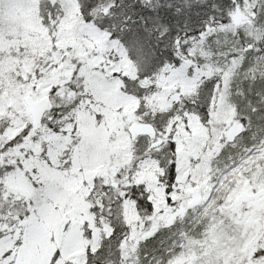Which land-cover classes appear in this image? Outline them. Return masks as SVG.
<instances>
[{"label": "trees", "instance_id": "16d2710c", "mask_svg": "<svg viewBox=\"0 0 264 264\" xmlns=\"http://www.w3.org/2000/svg\"><path fill=\"white\" fill-rule=\"evenodd\" d=\"M14 1L0 0V65L6 62L11 65L16 58L20 59L13 49L16 40H4L7 32L1 23L5 19V3L10 18L30 23L31 31L27 29L22 38L33 36L37 41L34 49L22 42L18 44L26 58L35 64L34 74L39 65L46 66L48 61L50 67L55 66L51 58L57 50L60 54L66 50L77 53L71 49L77 43L87 45L100 59L95 63L93 55L83 59L79 54L61 55L59 62L65 66L55 74L54 83L59 97H54L41 125L33 129L29 120L15 135L0 141V150L15 160L13 166L23 171L31 185L28 202L25 194L3 198L4 190L0 187V264H19L25 232L22 229L31 223L30 217L34 220L32 230L40 235L42 231L36 228L43 226L44 231L50 226L46 215L52 212L54 216L56 211L65 210L69 214L63 216V226L67 237L74 235V242L73 251L62 264H172L180 258L187 264L195 255L199 259L209 255L213 264H225L229 254L235 260L237 255L242 258L238 263L230 258L228 264L250 262L247 252L242 254L241 249L251 232L233 217L232 211L217 204L233 188L243 193L246 186H252L248 194L253 195L258 190L257 184L264 185V151L261 156L258 150L252 152L253 147L264 145V122L254 112L259 110L264 117V78L253 87L245 84L248 76L244 74L253 66L264 72V0H36L35 3L22 0V6L18 7L21 16L11 9L10 5L17 6ZM31 3L34 5L29 6ZM236 3L249 19L234 26L230 11ZM226 39L231 43L225 46ZM60 44H66L65 51ZM232 45L240 50L235 51ZM50 67L46 71L52 73ZM194 75H197L195 86ZM104 81L116 88L113 108L106 103L109 93L103 89ZM27 82H17L15 78L13 86L23 93ZM182 83L187 86L185 91L179 89ZM19 98L23 104V97ZM221 100L232 105L236 121L244 122V129L230 142L232 155L226 157V163L237 165L251 152L253 162L245 164L241 173L245 177L238 183V176L232 175L231 180L213 190L217 177L212 179L210 189L203 190L207 194L212 191L215 201L211 206L204 208L200 204L192 212L189 207L186 214H177L176 208L187 203L194 190L189 181L206 177L203 172L197 174L198 166L192 164L179 184L176 179L179 170L175 158L169 154L176 148L169 134L165 137L168 143L165 153L169 155L165 157L161 156L163 152H144L146 149L137 141L146 138V134L131 139L127 146L131 149V160H123L124 164L130 171L140 162L145 164L141 176L135 174L130 184L117 187L122 182L121 170L125 165L117 168L116 164L112 165L116 174L109 173L110 183L101 182L104 174L98 175L99 169L107 166L111 153L105 135L120 113L133 112L140 118L139 124L150 123L156 130H169L173 134L180 130L192 135V129H197V134H208V126H215L208 110ZM247 104H251V118L245 113L249 110ZM68 124L71 129L65 128ZM245 130L252 133L251 137L240 139ZM182 132L178 133L181 140ZM42 133L58 136L35 143L33 140ZM27 135L29 143L24 144L21 138ZM240 140L242 143L237 145ZM210 141L208 138L207 144ZM226 163L221 165L219 174L226 172ZM198 164L201 167V161ZM69 180L76 183L77 191L65 195L64 187ZM125 181L129 182L128 176ZM147 181L154 189L161 188V192L153 191ZM104 188L112 189L109 197ZM121 188L126 189L130 203L124 209L119 203ZM45 190L48 198L42 199ZM114 195L117 198L112 200ZM160 204L171 207L168 211L173 212L171 220H156V226L149 221L140 225L145 217L156 215ZM239 204L244 211V201ZM93 228L97 232L90 243L84 236ZM47 230L40 240H47ZM136 231L140 235L133 243ZM250 253L257 264H264L263 247L257 245ZM55 256L56 251L51 259Z\"/></svg>", "mask_w": 264, "mask_h": 264}, {"label": "rangeland", "instance_id": "374dc122", "mask_svg": "<svg viewBox=\"0 0 264 264\" xmlns=\"http://www.w3.org/2000/svg\"><path fill=\"white\" fill-rule=\"evenodd\" d=\"M17 1V2H16ZM14 1L17 5L14 7L11 6V9H15L18 12V7L22 6V0H16ZM20 1L21 3H19ZM36 0H33L35 3ZM232 2H235V0H231ZM9 2V0H8ZM34 3H31L29 6H33ZM5 7H3V14H4V21H2L1 25H5L4 30L7 32L5 34L4 40H16V45L14 46V51L17 53V55H20V59L16 58L14 60V63L9 65L7 62L0 65V116H3V118L0 117V141H6L10 137L16 134L17 131H19V128L24 127L26 123L32 119L30 118L27 108L25 104L20 101L19 95L23 97L24 94H31L34 96L35 99H39L43 95H49L51 96L52 102L55 96L59 97L56 93V89L54 88L55 83V74H59V70L64 68L65 63H60L59 59L62 56L68 55H74L78 54L80 57L87 58L91 55H93V60L95 63L99 62V55L97 53H93V50L90 48L88 49L84 43L80 44H73L71 45V49L76 51L77 53H74L70 50H66L67 46L66 44H60L59 47L62 50H66V53H59L57 52L53 53L52 62H54L53 65L50 67V62L48 61L46 66L39 65L38 71L36 74L33 73V68L35 67L34 63H31V60L27 59L26 56L23 53V50L19 48L20 42H22L23 46L27 45L30 47V50L34 49V45H36V42L33 38V36L27 35L24 38L23 33H27V31L30 30V23L23 24L18 20H14V18L9 17L8 9H6L7 3L4 4ZM28 10H30L29 7H27ZM18 14L21 16L20 12ZM230 19L232 21V24L234 26L244 24L245 22H248L249 19L248 14L244 12L242 7L236 3L230 11ZM28 29V30H27ZM4 31V32H5ZM33 32V31H32ZM2 40L1 42H3ZM231 40H225L224 44L229 45ZM4 43V42H3ZM59 45V44H58ZM231 47L235 48V51H239L240 47H237L235 45H232ZM230 49H233L231 48ZM6 48V47H5ZM24 48V47H23ZM4 49V48H3ZM1 49V50H3ZM255 49V47H254ZM22 56H25L24 59H22ZM66 57H64L65 60ZM67 59V58H66ZM97 62H96V61ZM50 67V71L47 72L46 68ZM245 76H248V85H254L256 86L259 84L262 78H264V72L260 71L257 66L251 67L246 73H244ZM16 78L17 82L27 80L28 82L24 85V92L21 91L17 92L15 87L13 86V80ZM193 79V86L196 85L195 79H197V75L192 76ZM181 86L179 89L181 91H185L187 86L186 84H180ZM252 87V86H251ZM177 88V87H175ZM103 89L107 90L109 93V100L106 103L111 104V108H113L115 102V95H116V88L112 89L105 81L103 83ZM22 93V94H21ZM50 93V94H49ZM224 99V98H223ZM224 103V104H223ZM54 104V103H53ZM226 104V105H225ZM252 104V103H251ZM250 104V105H251ZM250 105L247 104V110L246 116L251 118L252 115V109H250ZM255 105V104H254ZM214 117L215 120L213 122L215 123V126L212 125V127L209 125V130L207 131L208 134H197V129H192V135L188 134V132H182L180 130H177L175 134L169 132V130H157L155 134L153 135H146V138H142L139 142V145L144 147L146 150L144 152L148 153L151 151L152 153L161 154L162 157L168 156L169 154L172 155L175 160L174 163L176 165V168L179 170V173L177 174V178L179 184L185 179L188 173V170L192 169V164H196L198 166L197 174H201L203 170L200 167V164H198V161L200 162L202 155H208V154H216V151L218 149V144L216 139H211L210 143L207 144V139L210 138V134H217V131L219 128L221 130L226 129L227 125L229 126V135L230 137H233L234 134H236L238 131L241 130L242 123L239 121H236L235 117L236 113L233 110L232 105L226 103L225 100H221L216 107H212L208 110ZM252 112V113H251ZM257 113L255 116H259V119L261 120V123L264 122V117L261 116L259 113V110L254 111ZM80 116V115H79ZM212 117V116H211ZM194 118V117H193ZM258 118V117H257ZM140 118L137 114L130 112L128 113H120L119 116L116 118V121L112 123L111 127L108 128V131L106 132L105 138L107 139V144L111 148V153H109L107 166L102 167L99 169V174H104V177L101 179V182H103L105 185L111 180V177H109V173L111 171H114L115 174L117 172V169H115L112 165H117V168H120L122 165H125V167L121 170L122 172V182L117 184V187H122L126 184H130L133 179H135L134 175L139 174L141 176V172L143 170V166L145 163L140 162V165L134 170L130 171L127 164H124L126 160L130 159V152L131 149L127 148L129 145L131 139H136L135 135L132 133V128L135 123H139ZM211 121V118H210ZM194 126L197 127V123L194 119ZM252 124V123H251ZM226 126V127H225ZM106 127V125H105ZM33 128V127H32ZM67 129H71V125H66ZM212 128V130H211ZM34 129V128H33ZM182 132V135L184 138L181 140L178 133ZM169 134L170 139H173V146H175V151L171 153H165L168 149V143L165 141V137ZM88 137L91 136V134H87ZM51 136H58L57 134L53 135H47V134H40L38 138L34 139L33 141L35 143L42 142L43 140L48 141L49 137ZM85 136V135H83ZM29 137L30 135L24 136L21 138L22 143L28 144L29 143ZM199 137V139H198ZM243 138V136L240 137V139ZM242 140L237 142V145L241 144ZM107 144L105 143V146L107 147ZM109 148V151H110ZM258 151L264 150V147L256 146L253 148ZM200 150V152H199ZM263 152V151H262ZM71 153V152H70ZM253 158V157H252ZM252 158H245L242 159L239 164L235 165L233 164L232 167L228 166V170L226 172L220 173L221 168H214L213 172L210 174V176H207L206 179H195L190 180L189 182L191 185H193L194 190L192 191L188 202L181 205V207L176 208L177 214H186L188 211V208L191 207L190 212L193 211V208L197 205L204 206H211L212 202L214 200V196L212 195V191L207 193V190L211 187V181L212 179H215L217 177V185L215 187H212L211 189L216 190L217 186L225 183L226 180H231L232 175L238 176V182L242 181L244 179V175L242 173L243 169L245 168V164L248 162H253ZM125 160V161H123ZM250 160V161H249ZM15 160L12 158H7V153H5L2 149L0 150V187L3 188L4 194L3 198L6 197L9 194H12L11 197H21L22 194H25L27 197V202L30 201L29 193L31 192V185L30 182L27 180L25 174L23 171L16 169L13 164ZM109 164V168L108 167ZM10 167V168H9ZM110 169V170H109ZM120 170V169H119ZM203 174V173H202ZM128 176V183L125 181V179ZM202 176V175H201ZM241 176V178H239ZM133 178V179H132ZM243 178V179H242ZM132 179V180H131ZM138 180V179H137ZM151 186L153 191H156L157 194H159L160 189L153 188V184L150 183V181L146 182ZM76 183L72 180H69L65 187L64 191L66 192L65 195L69 193H73L74 191H77V187L74 186ZM252 186L249 187L246 186L244 189V192H238L235 191L234 188L231 192L227 193L222 200L221 204H217V206H221L223 208H227L228 210L233 212V217L239 221L240 224H242L243 228L247 229L251 232L249 239L246 241L245 246L241 249V253L247 252V258L250 262H247L246 264H257L253 259L252 256L253 253H250L255 246L258 245V247H263L264 249V185L257 184L256 187H258L257 193L262 192L263 194H258V197L255 200H247L246 195H248V190ZM201 191H200V190ZM79 190V189H78ZM121 190V200L120 204L122 205V209L130 207V203H127V194L124 192L126 189H120ZM112 189L104 188V193H106L107 197H109ZM187 192V191H186ZM50 194H52V190L49 191ZM211 193V194H210ZM256 193V192H255ZM76 194H78V197L80 198V191H78ZM251 194V193H250ZM42 199L48 198V192L45 190L42 192ZM240 198V202L244 200V211H242L240 202H238L237 198ZM117 197L114 195V198L112 200H115ZM206 198V201L204 200ZM39 199V198H38ZM111 200V201H112ZM208 202V203H207ZM206 204V205H204ZM216 205V204H215ZM31 207V205H30ZM32 208V207H31ZM171 207H165L164 204H160L159 207H157V213L153 216L145 217V219L141 222L140 225L144 226L143 224L146 221L151 222V225H155L154 223L162 222L166 220L167 218L171 220V213H168L169 209ZM52 209V208H51ZM53 209L52 211H54ZM163 210H165L163 212ZM165 213V214H164ZM47 214L46 217L49 220V222L45 219L44 222H48L49 228L47 230L48 237L46 241L40 240V235L46 230H42L40 228H36L37 231H42L40 235L36 233V231L32 230L34 228V225L31 224L34 222L33 218L30 217L31 223L29 224L27 222V225H24V228L22 231L25 230L23 240H22V256L19 259V264H62L63 260H65L71 252L73 251V245L74 242V235H72V238L67 237L65 231L66 228H64L63 223L65 222L64 217L65 215L69 214V211H62L58 212L56 211L55 215ZM62 216V217H59ZM174 216V215H172ZM25 221H27V218H24ZM156 220H159L156 222ZM42 221V220H41ZM87 222L89 223V216L87 218ZM70 225V223H69ZM156 226V225H155ZM71 227V226H70ZM30 229V230H29ZM27 231H30L32 234L28 233ZM97 232V229H90L89 232H85L84 238L87 237L88 241L91 243L94 242V238H92V235ZM146 233V232H144ZM144 233L142 235H144ZM138 231L133 233V238L135 243L139 238ZM70 243V246H68ZM70 249V250H69ZM56 251L55 258L52 257V253ZM208 255V249L205 252ZM228 259L226 260L225 264H228V260L230 258H233L234 263H238L242 256L237 255L236 260L233 257V255L230 257V254L228 255ZM51 259V260H50ZM172 264H185L184 260L180 258V260H177L176 262H173ZM187 264H213V261L211 257L203 256L199 259V256L195 255V258L188 261Z\"/></svg>", "mask_w": 264, "mask_h": 264}, {"label": "flooded vegetation", "instance_id": "af4514ba", "mask_svg": "<svg viewBox=\"0 0 264 264\" xmlns=\"http://www.w3.org/2000/svg\"><path fill=\"white\" fill-rule=\"evenodd\" d=\"M241 129H244V122L241 125ZM251 135H252V133L249 132V130H245V131H243L241 136H243L242 139H248L249 137H251ZM210 138L211 139H216L217 144H218L217 145L218 149H217L216 153L218 152L219 156L215 155V154H211V153L208 154V155H204V154L202 155L203 157L201 159V167H202V170H203V176H205V177L210 176V174L213 172V169L215 167L216 168H221V165L223 163L228 162V160H226V157L232 155V154H230V148H231L230 147V142L233 140L232 139L233 137H230V135H229V126L228 125H227L226 129L221 130L219 128V130L217 131V134H210ZM223 143L227 144L225 149H222L223 148L222 146H224ZM262 151H264V150H262ZM262 151H260V152L258 151L259 152L258 156L262 155ZM251 154H252V152L250 154L246 153L245 158H252ZM218 162L220 163L219 167L216 166V163H218ZM250 163H252V161L248 162V164H250ZM225 165H227L229 167H232L233 164L231 165V162H230V163H226ZM227 170H228V167H227L226 171ZM258 194H263V193L260 191V192L257 193V195ZM255 199H256V197L250 198V200H255Z\"/></svg>", "mask_w": 264, "mask_h": 264}, {"label": "water", "instance_id": "95a60500", "mask_svg": "<svg viewBox=\"0 0 264 264\" xmlns=\"http://www.w3.org/2000/svg\"><path fill=\"white\" fill-rule=\"evenodd\" d=\"M24 103L28 108V113L32 119L34 127L41 124L42 116L51 108L50 96L43 95L39 99H35L30 93L24 96ZM135 135L147 133L153 135L156 132L155 126L150 123L135 124L132 128Z\"/></svg>", "mask_w": 264, "mask_h": 264}, {"label": "bare ground", "instance_id": "6f19581e", "mask_svg": "<svg viewBox=\"0 0 264 264\" xmlns=\"http://www.w3.org/2000/svg\"><path fill=\"white\" fill-rule=\"evenodd\" d=\"M237 4H238V3H237ZM238 5H239V4H238ZM245 84H248V82H245ZM245 84H244V85H245ZM241 86H242V85H241ZM241 86H240V87H241ZM240 87H239V88H240Z\"/></svg>", "mask_w": 264, "mask_h": 264}]
</instances>
